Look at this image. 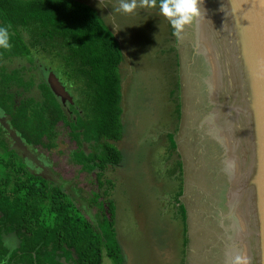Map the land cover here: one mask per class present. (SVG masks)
Here are the masks:
<instances>
[{
	"label": "water",
	"instance_id": "1",
	"mask_svg": "<svg viewBox=\"0 0 264 264\" xmlns=\"http://www.w3.org/2000/svg\"><path fill=\"white\" fill-rule=\"evenodd\" d=\"M201 13L182 39L158 9L124 14L128 161L98 183L120 264H225L235 253L264 264V0H203Z\"/></svg>",
	"mask_w": 264,
	"mask_h": 264
},
{
	"label": "trees",
	"instance_id": "2",
	"mask_svg": "<svg viewBox=\"0 0 264 264\" xmlns=\"http://www.w3.org/2000/svg\"><path fill=\"white\" fill-rule=\"evenodd\" d=\"M0 26H10L12 45L0 49V108L10 126L25 144L37 145L42 138H53L54 124L61 121L76 146L73 164L82 172L95 173L99 191L102 171L121 161L112 144L123 133L118 73L122 55L115 36L93 8L77 0H0ZM21 31L26 32L27 43ZM32 48L47 55L54 52L61 74L76 86L70 94L76 99L66 102L72 122L65 120L48 85H36L33 75L24 80L18 71L7 72L2 65L12 58L33 64ZM19 90H34L39 101L32 97L16 103ZM1 151L0 264H102V256L120 264L106 207L101 210L100 203L92 224L63 185L29 172L15 151L4 145ZM92 197L100 198L99 193ZM9 236L16 239L14 249L3 242Z\"/></svg>",
	"mask_w": 264,
	"mask_h": 264
},
{
	"label": "rangeland",
	"instance_id": "3",
	"mask_svg": "<svg viewBox=\"0 0 264 264\" xmlns=\"http://www.w3.org/2000/svg\"><path fill=\"white\" fill-rule=\"evenodd\" d=\"M77 1L85 3L95 9L97 14L100 15L99 17L105 22L109 30L115 36L116 42L120 48L122 61L118 65V73L120 76V106L122 110L121 124L123 133L121 139L112 144L121 153L120 163L126 162L128 161L129 148L132 81L131 44L126 19L123 13L115 11L118 7L119 0ZM21 37L25 43L29 41L25 31H21ZM30 51L33 64L28 63L25 59L12 58L9 61L6 60L2 62V65L6 68L7 72L13 70L18 71V73L24 77V80H28L29 76L33 75L36 85L40 82H44L48 85L46 77L49 73H54L57 78H59L60 85L63 89L64 87L66 88L64 91L70 97V101H68L56 96L59 99V104L65 120L72 122V116L67 108L66 102L72 103L73 100L76 99H73V96L70 95L76 89V86L69 84L61 74L59 61L57 58H54L55 53L53 51V53L48 55L46 52L36 48H32ZM44 68L48 72L43 70ZM20 95L16 96L14 100L16 103L22 98L28 99L32 97L34 98V101H39V96L34 90H31L28 93H21ZM5 113V109L0 108V154L2 153L1 149L4 145L7 149L16 152V155L22 159L29 172L41 175L55 184L59 183L63 185L64 192L73 199L76 209L80 211L87 221L94 224V216H98L100 212V203L102 204L101 210L105 208V204L101 198L93 201L92 196L99 193L95 183V173L87 174L82 172L80 167L72 162L71 156L75 151L76 146L70 137L69 128L61 121H57L54 124L55 136L53 138L49 140L42 138V143L40 144L27 145L19 138L15 130L12 129L9 124L10 120ZM83 147H85V145H83ZM107 168L109 167H106L105 169ZM6 240H8L9 243L14 241L16 245V239L13 236H9V239L4 238V244ZM8 248L11 249V247ZM102 264L115 263L110 258L102 256Z\"/></svg>",
	"mask_w": 264,
	"mask_h": 264
},
{
	"label": "clouds",
	"instance_id": "4",
	"mask_svg": "<svg viewBox=\"0 0 264 264\" xmlns=\"http://www.w3.org/2000/svg\"><path fill=\"white\" fill-rule=\"evenodd\" d=\"M203 0H119L116 12L132 14L140 9H158L159 15L165 18L173 29V36L182 39L186 26L202 18L201 6ZM10 26H0V49L9 50L12 45L10 40ZM227 169L235 167L234 162L228 161ZM6 247L14 249L15 243L5 241ZM225 264H247L246 258L239 253L228 255Z\"/></svg>",
	"mask_w": 264,
	"mask_h": 264
},
{
	"label": "flooded vegetation",
	"instance_id": "5",
	"mask_svg": "<svg viewBox=\"0 0 264 264\" xmlns=\"http://www.w3.org/2000/svg\"><path fill=\"white\" fill-rule=\"evenodd\" d=\"M52 75H54L56 78H57V76L54 74V73H52ZM47 78V77H46ZM57 80L59 81V83H60V80H59V78H57ZM64 89L66 90V88L64 87Z\"/></svg>",
	"mask_w": 264,
	"mask_h": 264
},
{
	"label": "crops",
	"instance_id": "6",
	"mask_svg": "<svg viewBox=\"0 0 264 264\" xmlns=\"http://www.w3.org/2000/svg\"><path fill=\"white\" fill-rule=\"evenodd\" d=\"M89 6V5H88ZM92 8V7H91ZM95 10V9H94ZM100 16V15H99Z\"/></svg>",
	"mask_w": 264,
	"mask_h": 264
}]
</instances>
